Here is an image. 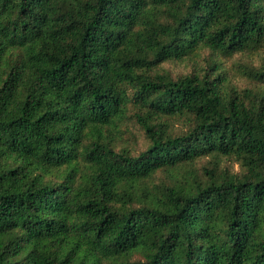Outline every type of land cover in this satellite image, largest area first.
Here are the masks:
<instances>
[{
	"label": "trees",
	"instance_id": "obj_1",
	"mask_svg": "<svg viewBox=\"0 0 264 264\" xmlns=\"http://www.w3.org/2000/svg\"><path fill=\"white\" fill-rule=\"evenodd\" d=\"M0 264H264V0H0Z\"/></svg>",
	"mask_w": 264,
	"mask_h": 264
},
{
	"label": "rangeland",
	"instance_id": "obj_2",
	"mask_svg": "<svg viewBox=\"0 0 264 264\" xmlns=\"http://www.w3.org/2000/svg\"><path fill=\"white\" fill-rule=\"evenodd\" d=\"M123 131H124V139L127 140L125 144L130 145L131 147H138L136 141L133 138L134 133H136V129L132 124H124L123 125Z\"/></svg>",
	"mask_w": 264,
	"mask_h": 264
}]
</instances>
